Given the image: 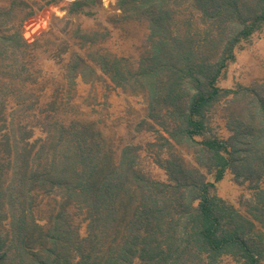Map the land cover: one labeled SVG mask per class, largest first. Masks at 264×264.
<instances>
[{"label":"trees","instance_id":"16d2710c","mask_svg":"<svg viewBox=\"0 0 264 264\" xmlns=\"http://www.w3.org/2000/svg\"><path fill=\"white\" fill-rule=\"evenodd\" d=\"M164 1L117 0V9L125 18L132 11L147 21L150 45L134 71H122L127 68V60L111 55L102 56L99 66L118 86L146 85L152 106L164 107L173 121L169 136H180L192 145L196 137H201L196 143L202 146L205 160L196 158L200 167L192 170L190 177L179 176L176 170L164 166L173 183L138 174L127 157L109 176L110 170L105 166L108 161L96 152L98 141H90L87 135L80 138L71 124L49 117L41 123L46 137L37 145L36 157L32 156L34 144L23 137L27 148L22 152L15 150L7 163L0 161V264H217L221 254L241 256L245 264H260L264 246L259 245L260 240L255 243L251 233L254 221H264V189H256L261 197L257 195L251 202V218L246 224H239L241 216L215 193V182L222 180L234 162V152L208 131L206 121V112L216 95L220 91L230 93L216 85L226 59L215 72L201 60L194 61L196 49L189 45L188 37L174 35L169 22L173 11ZM187 1L211 27L205 37L209 38L207 45L220 39L225 30L237 35L228 47L229 58H234L235 42L248 38L264 25V0ZM92 2L76 0L75 5ZM80 61L83 69L91 70L85 59ZM13 79L9 81L19 82L16 76ZM4 80L5 89L0 87V113H8L5 102L10 96L23 93V88L16 93L15 89H6L9 81L6 77ZM186 80L192 97L183 107L181 92ZM27 104L10 109L11 124L19 117L17 124L13 123L14 129L8 126L14 142L16 134L26 132L22 113L41 112L30 101ZM70 135H76L78 140L66 145L63 137L68 139ZM127 163L135 174L131 179L127 176ZM209 174L213 181L208 180ZM254 174L258 178L264 176V168L254 169ZM134 180L139 182L135 195L140 198L132 197V188L127 185H133ZM158 187L159 191H155ZM33 192L37 195L32 196ZM40 194L60 196L61 200L56 197L51 202L38 201ZM23 198L28 205L22 204ZM66 202H83L93 208L85 220L86 236L81 237L79 229L73 227ZM47 203L44 208H50L52 217L39 221L37 208Z\"/></svg>","mask_w":264,"mask_h":264},{"label":"rangeland","instance_id":"374dc122","mask_svg":"<svg viewBox=\"0 0 264 264\" xmlns=\"http://www.w3.org/2000/svg\"><path fill=\"white\" fill-rule=\"evenodd\" d=\"M75 1L0 0V87L5 89L4 77L9 81L16 76L19 82L9 81L6 89H15L13 93H16L18 88H23L20 96L6 100L8 113H0V161L7 163L15 150L22 152L27 148L23 137L34 144L32 156L36 157L37 145L46 137L41 123L53 117L71 124L80 138L87 135L90 141L99 142L96 152L108 161L105 166L110 170L109 176L127 157L138 174L150 175L157 181L173 183L164 166L176 170L179 176L190 177L192 170L200 167L196 158L205 160L202 146L196 143L202 138L196 137L192 145L180 136H169L173 121L164 107L152 106L146 85L118 86L99 66L102 56L111 55L127 60L124 62L127 68L122 71H134L150 45L147 21L132 11L125 18L117 9V0H93L86 6H77ZM163 4L173 11L174 17L169 22L174 35L188 37L189 45L196 49L194 61L201 60L215 72L226 59L216 85L230 93L220 91L216 95L206 112V121L208 131L225 141L228 150L234 152L232 167L224 172L222 180L215 182V193L241 216L239 224H246L251 218L248 208L258 195L256 189H264V176L258 178L254 174V169L264 168V25L248 38L235 42L234 58H229L228 47L237 35L225 30L220 39L207 45L209 38L205 37L211 27L187 0H166ZM30 19L38 24L33 36L26 29ZM80 58L91 65V70L83 69ZM182 85L181 101L187 107L192 92L188 80ZM29 101L41 112L22 113L26 132L16 134L14 142L8 126L14 129L13 123L19 117L11 124L10 109L18 104L29 105ZM67 138L63 137L66 145L78 140L76 135ZM241 159H245L243 164L238 163ZM45 160L46 156L42 158ZM200 171L204 173L202 168ZM127 174L128 179L135 175L129 163ZM208 180L213 181L210 174ZM134 181L133 185H127L132 188L131 196L140 198L135 195V191L139 192V182ZM56 197L61 200L60 196L46 194H40L37 200L51 202ZM21 202L28 205L24 198ZM71 202H66L67 212L73 227L84 237L85 220L93 208L83 202L78 205ZM48 204L37 208L39 221L52 217L50 208H44ZM254 225L253 239L255 243L260 240L259 245L264 246V221H254ZM216 263L245 264L241 256L223 254ZM260 264H264V257Z\"/></svg>","mask_w":264,"mask_h":264},{"label":"built area","instance_id":"2783aa9c","mask_svg":"<svg viewBox=\"0 0 264 264\" xmlns=\"http://www.w3.org/2000/svg\"><path fill=\"white\" fill-rule=\"evenodd\" d=\"M38 24H37V22L35 21V20H29V22H28V25H27V27H26V29H30V31L32 32L31 34H30V36H33L34 35V31L33 30H35V27L37 26Z\"/></svg>","mask_w":264,"mask_h":264}]
</instances>
